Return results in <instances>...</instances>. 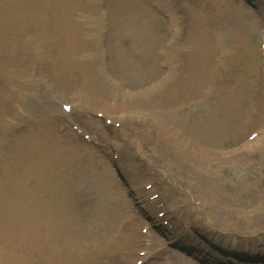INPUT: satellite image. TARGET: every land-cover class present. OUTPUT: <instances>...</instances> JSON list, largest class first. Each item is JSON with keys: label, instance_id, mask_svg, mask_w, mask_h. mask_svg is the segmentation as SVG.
Returning a JSON list of instances; mask_svg holds the SVG:
<instances>
[{"label": "rangeland", "instance_id": "1", "mask_svg": "<svg viewBox=\"0 0 264 264\" xmlns=\"http://www.w3.org/2000/svg\"><path fill=\"white\" fill-rule=\"evenodd\" d=\"M89 1L91 0H77L79 4L75 7L76 18L85 27L103 28L107 31L102 38L90 34L89 44L84 46L85 49L87 48L86 53H74L73 56L79 57L82 54L80 59L86 69L91 70L99 80L98 86H94V89L77 88L79 92L81 91V105L76 113L80 115L81 121H88L95 127L96 124L91 120V116L93 115L92 119L97 118L95 117L97 108L89 107L91 101L97 105H101L106 100L118 103V106L122 103L126 104L123 99L139 95L141 93L139 90L144 84L157 79L166 71L167 54L164 53L163 45L167 44L166 40L171 29L164 17L152 8L153 0L148 3L139 0L143 5L141 9L138 0H127L132 8L125 12L120 9L121 0H94L99 1L95 7L100 9V14L83 17L86 11L88 9L91 11L90 8L94 6V4L91 6ZM206 1L208 2L206 11H202L205 7L196 2L192 4L190 0L179 3L180 9L185 10L183 12L186 13L184 15L182 10L180 13L182 37L179 38V55L183 57L184 48L188 49L185 51L188 53L194 47L191 42L203 41L205 48L203 52L202 50L196 52L194 48L191 58L188 56L192 66L189 67V61L186 60V69L168 86L174 87L173 90L167 92V84H164L155 93L160 95L166 90L162 99L169 108H162L156 114L159 117H154L153 120L150 115H143L136 107L124 112L126 122H132V128L123 132L121 137L127 138L125 144L130 146L129 158L137 162L138 168L143 164L142 175L150 176L149 178L154 180L156 190L167 201L166 206L172 208L169 211H175L174 224H180L184 230H190L195 235L224 231L240 241L256 239L264 242V132L261 130L264 124V77L259 47L261 22L256 17L259 11L244 3L243 6L238 5L232 0H226V3H223L225 0ZM211 1L222 3V12L210 5ZM50 4L51 0H0V15H2L0 34L14 40L15 47L20 48L17 57L14 58L17 67L5 73L8 77L9 92L3 98L2 108L4 110L17 96L19 103L22 94L25 99L24 107L17 108L14 115L15 124H12L5 134L12 138V140L5 138L10 142L11 147L20 144L17 140H21L23 136L35 132L37 126L43 129L53 127L54 132V124H56L54 113L57 118L60 116L58 108L53 103L55 81L52 78L55 74L58 77L63 70L57 63L59 56L55 60V54L59 52L52 48L56 46L52 43L33 42L40 24H43L41 12L46 10L43 12L46 16L50 12V8L47 7ZM80 4L81 7L78 9ZM259 6L264 12V3ZM219 15L228 19H221ZM54 16L48 17V20ZM136 26L138 32L146 37L144 46L147 47L148 54L153 57V68L156 71L153 75L147 73L152 70H148L146 65L139 68L132 65L134 60L130 53L135 49L131 48L128 40L122 38L126 30L131 31L135 36ZM144 27L147 28L146 31ZM22 35L27 39L26 45L22 44ZM222 37L226 40V44L221 56L234 54L235 59L230 67H226L227 72L220 86L213 91V98L207 102L203 100L202 91L207 89V71L211 64V53L214 51L213 44ZM67 45L68 43H65V46ZM179 55L178 51L174 50V58L171 61L176 62ZM238 71L245 73L241 75L242 83L237 80L239 82L237 86L241 89L240 95L232 88ZM77 82H80L78 78L75 81L73 76L69 75L68 90H75L72 86ZM112 89L115 92L114 97L109 95ZM61 90L66 92L67 89L61 85ZM15 105L14 100V107ZM118 110L121 109L115 111ZM254 114L258 116L254 117ZM144 119H149L151 129L154 130L152 138L156 141L151 144H146L144 132L137 133L133 129L137 127L135 125L137 122L141 123ZM167 125H173L180 135H183V131L197 133V137H200L199 147L189 151L190 149H187L180 139L177 143H167L165 140L167 136L165 137L158 130V127ZM215 125L225 127L222 131L219 130V134L211 141V129ZM98 126L101 128V124ZM0 130L5 132V128ZM257 130H260L259 136L254 140L250 139L249 133ZM112 132L113 129L109 133ZM63 136L64 140L60 144L74 148L69 150L71 154L69 158L72 162L68 163V166L80 165V173L77 177L74 174L68 176L70 186L78 185L73 199L75 203L72 206L74 210L72 217L76 213V218L79 219H76L74 224L79 231L86 233L84 230H87L93 237H97L93 232L104 226L108 227L106 223L109 221L115 222L114 216L120 211L116 204L120 199L110 201L104 217L99 215L96 219L93 218L91 211L98 206L96 198L98 200L99 198L95 193L101 189L110 190L105 191L108 195L120 193L118 179L115 176H112L114 181L95 178L96 173H108L109 167L106 169L104 165L107 162L105 158L107 155L97 160L90 155L91 152L82 151L72 134L68 132ZM136 137L139 138L138 143H134ZM70 139H73L72 142ZM80 140V144H84ZM196 151V155L191 157ZM97 154L101 156L100 153ZM197 155L208 156V162ZM137 156L140 157L138 161ZM63 174L64 172H59L58 176ZM11 175L12 173L4 175V170H0V179L10 178ZM45 179L46 177L43 178ZM87 182L92 185L87 187ZM96 194L98 195L99 192ZM79 195L84 199L83 204L80 203ZM121 196L122 193L117 197ZM99 202L101 203V200ZM124 205L127 210L128 204ZM113 230L114 228H110L108 232ZM162 247V243H158L157 249L160 252H163ZM133 259L135 260L134 257ZM173 259V262H176V258ZM186 261L181 262L191 264ZM147 264H160V261L153 260Z\"/></svg>", "mask_w": 264, "mask_h": 264}, {"label": "bare ground", "instance_id": "2", "mask_svg": "<svg viewBox=\"0 0 264 264\" xmlns=\"http://www.w3.org/2000/svg\"><path fill=\"white\" fill-rule=\"evenodd\" d=\"M122 5L120 7L121 11L125 12L129 9H131V5L127 0H121ZM74 0H55V5L52 9V11L49 13L50 16H54V18L48 20V17L44 18L43 11L41 12V16L43 18V24H40L39 30L37 32L36 38L33 40L34 43L42 42V43H52L53 45H56L55 47L52 46V48L56 51H58V54H55V60L59 56V61L57 62L63 70L60 71V75L57 77L54 76V81L58 80L62 82L63 87H69V75L72 74L74 80L76 81V78L80 80V82L75 83V85L82 87V89H94V86H98L99 80L95 78V74L91 71L86 69L83 62L80 60V56L76 57L73 56L74 53H83L86 51L85 47L87 44H89V37L90 33H95L98 29H93L89 27H85L81 22H78L75 18V7L77 5L76 3H73ZM139 8L141 9L143 7L142 4L139 3V0L137 1ZM223 3H226L223 1ZM211 5L214 6L217 10L222 12V3L211 1ZM177 7V6H174ZM84 26L82 28L81 26ZM136 35L134 36L133 33L129 30H126L122 34V38L125 40H128L131 48H134L135 51L130 53L131 58L134 60V63L132 65L136 68L142 67L144 65L147 66V71L149 75H153L156 71H154L155 68H153V57L152 55L148 54L147 47L144 46L146 37L144 35H141L138 32V27L136 26ZM144 30L146 31L147 28L144 27ZM101 30L99 31V33ZM87 35V39H85V36ZM27 39L25 37H22V44H27ZM86 41V42H85ZM203 41L198 42H191L194 47L196 48V52L198 50H204L205 46L202 43ZM65 43H68L67 46H65ZM191 48V54L194 51V49ZM20 51L19 47H15V41L11 38L5 36L4 34H0V128H5L8 121H13L12 116H10V113L14 110V108H11V103L8 106L7 111L3 112L2 108V101L4 96L9 92V82L8 77L5 76V73H9L13 70V68L17 67V65L14 62V58L17 57L18 52ZM138 52V54H136ZM209 52V50L207 51ZM60 54V55H59ZM136 54V55H135ZM149 55V56H148ZM190 55V51H189ZM32 60V59H31ZM133 73H136L132 71ZM63 77V79H61ZM170 80V79H169ZM168 80V81H169ZM50 82V80H48ZM149 83V82H148ZM146 83V85H148ZM167 86L170 85L167 81ZM113 85V84H112ZM145 85V84H144ZM143 85V86H144ZM145 85V86H146ZM144 86V87H145ZM142 87V86H141ZM163 87V86H159ZM165 87V89H167ZM174 87H168L167 92L173 90ZM81 92V91H80ZM114 90L112 89L109 95L111 97H114ZM166 93V90L160 95H154L155 91H147L144 90L139 95L136 94V96H129L127 99H123V102L127 103V110L132 109L134 107L140 109V111L143 113V115L151 116V119L153 120L158 112L162 108L168 109V105L166 104L165 100L162 99L164 94ZM18 107V103H17ZM89 107H99L105 110L106 114H115L116 109H123L119 113L124 112V107L119 108L118 104L114 103L112 104V101L106 100L101 105L94 104L92 101L89 103ZM118 114H116L114 117L117 119ZM102 123V120H96V123ZM154 123V122H153ZM156 124V123H154ZM158 126V124H156ZM217 125L213 126L211 129V141H213L216 136L219 134V130L222 131V129L225 126L219 125V127H216ZM99 129V128H98ZM133 129L136 132L142 131L146 134V141L148 144H151L155 142V138H152L151 133V124L149 122V119H145L141 121V124L137 127H133ZM159 132L166 137L165 140L168 142L177 143V141L180 139L185 147L187 149H190L189 151L196 150L197 147H199V140L200 137H197V133L191 132V131H183V135H180L174 128L173 125H167L164 127H158ZM46 131V133H45ZM32 137H26L23 136L21 140H17L20 142V146H22V149H19V152L17 155L14 156V159L21 158L24 159L26 157L33 156L34 153H37L38 156L42 154V151H48L51 152V155L56 157V161L62 157H67L68 155H71L69 150L74 149L71 146L68 147H62L58 142L54 141L53 139H56L57 141H63V138L56 137L53 132V127L49 129H42L39 126H37L36 131L32 132ZM19 146V147H20ZM115 148L117 149V152L121 159L123 158L122 153L117 148L116 143L114 144ZM132 146V145H131ZM132 148V147H131ZM54 150H58L56 154H54ZM209 150V149H206ZM205 150V152H206ZM141 151V149H140ZM210 152H213L212 150H209ZM68 153V154H67ZM180 153V152H179ZM197 151L194 152L191 157L196 155ZM127 156L129 154H126ZM126 156V157H127ZM124 157L122 160L119 158L118 166L123 171H127L130 176V182L133 184L134 187H139V195H141V198L146 197L147 194L142 190V185L146 182L144 177L141 175V169L136 168V163L130 158ZM197 157L206 160H209L208 156L202 157L200 155H197ZM26 163H29V166H31L30 160H26L22 163V166L26 168ZM28 166V167H29ZM85 169V166H83ZM124 200H120L121 205L124 204ZM153 203V202H152ZM152 203L148 202V207H152ZM118 204V203H117ZM154 204H157L155 202ZM46 228L39 227L37 229V232L35 234V243L36 244H45L47 241V237L45 235ZM69 232L68 228L64 229L63 236L66 235ZM114 233H110L109 236L113 235ZM62 244L59 249L55 248H49V247H43L39 249V256L40 257H46L47 264H67L68 260L70 259L71 254L73 253V247H72V236L69 234L66 238L62 240ZM83 241V239L78 240L77 243ZM103 241V239L99 241H88L81 245V247L76 250V252L79 254L82 262L85 261L83 255L86 254L85 249H88L89 252H93L91 250V246H88V243L99 244ZM23 264H31V259L25 258L23 261Z\"/></svg>", "mask_w": 264, "mask_h": 264}]
</instances>
